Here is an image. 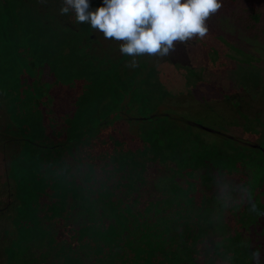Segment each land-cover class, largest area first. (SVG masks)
<instances>
[{
	"label": "rangeland",
	"instance_id": "1",
	"mask_svg": "<svg viewBox=\"0 0 264 264\" xmlns=\"http://www.w3.org/2000/svg\"><path fill=\"white\" fill-rule=\"evenodd\" d=\"M6 3L9 10L13 1L7 0ZM0 6L1 10L5 11L2 3ZM254 12L257 13V20L251 18ZM9 20L13 19L7 16L0 17V24H5L0 32V69L7 71L6 77L10 79L9 85L15 87L17 94L22 93L24 89L29 91L28 94H20V106H23L21 110L29 116L27 118L26 114L19 113V111L18 113L21 123L27 127V135L35 142L48 145L55 143L58 144L57 147H60L64 141L67 143L69 133L81 130L78 135L79 144L84 146L86 143H93L92 145H95L93 147L94 155H101L107 149L110 152H113L114 149L119 150V147H115L111 140L115 137V140L119 141V137H123V145L125 144L123 150L126 153L130 151L136 154V159L139 160L145 159L139 157L145 155L144 151L159 150L169 153L171 160L179 161L177 162L179 167H198L202 170L203 166L200 160L203 159V153L207 154V157H211L210 163L213 167H215L214 164L218 166L216 160L218 161L219 158L225 163L229 161L227 155L214 147L212 142H215L217 137L208 132H201L205 140L212 144L201 142L198 140L200 136L198 137L197 133L182 131L168 119L143 124L140 126L138 137L136 135L139 129L138 125L134 126L133 124L130 130V124L125 118L119 120L118 114L112 113L122 104L119 103V97L116 95L119 94V87L122 92L134 90L131 101L136 103L135 106L143 115L151 114L155 108L157 111L162 108L161 104L168 98H176L184 91L196 94L197 100L200 102L203 100L204 102H213L214 100L219 105L222 104L223 97L228 94L235 95L236 100L240 95L242 110L241 113L232 112L229 115L228 120L231 123L225 121L223 124H214L211 120L213 117L209 116L208 111L195 112L194 116L198 118V120L196 119L198 122L196 120L195 122L213 128H219L216 125H222L223 127L220 128L227 136H232L246 143H260V139L264 142V0H222L221 8L206 21L210 33L205 36L206 42L219 49L212 50L203 38L193 37L191 39L198 40L197 45L191 50V54L194 57L193 63L198 68L203 69L201 73H193V71L178 73L174 66L160 64L158 68H154L155 70L150 69L147 78L143 80L139 79L140 74L133 78L134 80L127 74L128 83L131 86L129 84L123 85L121 80L114 76L117 73L122 75L121 64H119L118 70L103 74L102 69L97 68L96 70L89 60L86 61L84 57L87 55V50L82 47L77 36L67 33H62L59 36L58 34L37 36L35 34H40L37 28L29 23L28 18L23 13L16 15L15 25H7L6 22ZM4 42L13 43L17 49L23 48L22 44L25 45L27 50L24 52L28 56L31 55L29 58H33L36 63L35 74L38 78L40 77V84H38L41 86L40 90L30 80L32 73L26 72L23 68V62L26 58L21 55V52L11 51L9 46L5 49ZM204 72H206L205 77L210 82L209 88L202 80ZM110 75L114 77L111 78ZM236 92L237 95L234 94ZM48 95L54 99L52 111L47 110L46 105H40L35 101L38 97L44 98ZM106 113H110L108 116L113 118L111 124L108 127L105 126L106 129L99 126L102 123L106 124V119L97 124L96 127L87 128L90 124L98 122L100 115L104 116ZM207 119L210 120L207 121ZM237 121L243 124H239ZM120 128L124 130L123 133ZM193 145L195 147H191ZM147 146L149 147L147 148ZM57 147L54 151L25 149L27 159L25 162L29 160L33 166L37 165V169L41 170L40 177L53 178L56 183H49L46 186L45 179L43 185L38 183L35 192L39 191L41 198L39 199L33 193L28 197L26 196L24 198L26 208L33 202H38V207L42 203L51 204V198L44 197L48 190L56 191V187L69 186L68 180H72L69 175L81 176L83 174L84 169H79L78 164L74 161H68L72 171L59 163L61 159L58 156L63 150H59ZM181 151L185 154L182 157L184 162H180ZM83 154L86 155L85 149ZM78 155L82 156L80 153ZM35 157L40 158L37 163ZM191 157L195 161L194 164H189L186 160V158ZM162 162L164 164L166 160ZM25 164H22L23 167ZM0 168L3 170L4 166ZM24 168L29 170L31 164ZM248 168L243 169L246 173L243 172L242 177H238L235 173L225 175L228 177L223 179L220 186L222 189L219 188V193L215 196L218 201L214 206L212 205L213 210L220 213L218 217L214 215V222L215 224L218 221L223 223L224 225L220 227L222 229L219 228L223 231H219V234L213 238L217 237L219 240L221 233L226 238L236 231L241 232V228L235 226L241 221L247 225L242 227V232L237 240L245 241L248 253L257 257L255 252L257 247L255 246L264 242V237H262V233L260 234L264 226V213L259 215L264 211V203L262 202L264 196L258 194V191L255 193L256 187L252 185H246L242 189L237 179L241 178L243 181L248 180V178L255 179L260 174L261 183H264V162L261 164V168L255 163ZM258 168H260V172L257 170ZM142 170L150 179H146V182H143L145 184L137 180L136 182L145 185L147 191L150 192L152 189L153 193L158 194L163 187L165 188L163 190H166L170 186L164 181H159L153 185V182L157 180L155 175L158 171L151 175L149 170ZM214 173H216L215 169ZM247 176L250 177L247 178ZM100 178L99 180H103V182L106 180L107 191H110L113 196L119 198L126 194L124 189L121 188L120 190L117 187V179L113 177L108 179L107 176ZM27 179H29V175ZM210 182H212L211 179ZM26 183H23L22 188L27 186ZM168 183L172 184V182ZM214 189L216 188L215 185L213 188V183H210L208 187L202 186L200 182H194L193 186L185 185V192L192 193L194 196L196 209L200 208L202 203L203 205L206 204L205 195L209 196L208 202L213 203L212 198L216 194ZM55 193L58 194L55 208L46 215L41 213L42 222L38 224L39 228L34 230L37 225L28 224L24 230V235L22 232L27 242L23 252L19 253L21 259L26 264H105L103 242L100 239H92L90 243L84 245L73 237L70 226L65 225L63 216H60L66 207L71 205V199L66 196L62 197L59 190ZM140 194L142 199L147 195L143 192ZM109 195L111 196V194ZM219 201L221 204L218 203ZM222 201L226 204L222 205ZM230 221L233 222L234 227L232 226V228L229 227ZM262 250H264V246H262ZM255 261L253 260V262ZM217 264H221V262ZM224 264H229V261Z\"/></svg>",
	"mask_w": 264,
	"mask_h": 264
},
{
	"label": "trees",
	"instance_id": "2",
	"mask_svg": "<svg viewBox=\"0 0 264 264\" xmlns=\"http://www.w3.org/2000/svg\"><path fill=\"white\" fill-rule=\"evenodd\" d=\"M256 15L257 13L254 12L251 18L257 20L258 16ZM119 120L122 119L119 118ZM100 128L106 129V127ZM121 132L123 133L124 130L121 129ZM80 133L71 135L78 139L77 142L73 141L75 145H63L58 148L63 150L59 153L58 158L61 159L59 163L62 166H67L71 171L68 161H74L78 164L79 169H84L83 174L81 176L69 175L72 177L71 181L67 179L70 182L69 186L63 180L67 187L60 186V188L56 187V191H52V189L47 191L45 196H49L52 201L45 207L49 211L54 210L55 201L58 199V194L55 192L58 190L62 197L70 198L71 205L66 207L62 215L60 214L61 217L63 216L64 224L70 226L73 237L84 245L90 243L92 239H100L105 251V264H217L220 262L224 264L228 261L229 264H264V250H262L264 242L255 246L258 256L254 257L253 254L248 253L245 241L237 240L242 232V227L247 224L240 221L235 226L240 227L241 232L236 231L226 238L221 233V239L213 238L219 234V231H223L219 228L224 224L218 221V224L221 223L218 225L214 222V215L218 217L220 213L213 210V206L218 201L215 196L219 193L223 179L228 177L225 175L235 173L238 177H242L243 172L246 173L243 171L244 168L249 169L248 167L254 162H257L255 163L257 166L263 164L258 158L254 159L253 155L242 150L231 149L232 146L229 147L228 141L222 140V144L212 143L214 147L229 157V161L225 163L218 157V161L215 159L218 166L214 164L215 167H213L210 163L211 157H207L208 155L203 153V159L200 160L203 166L202 170L198 167L186 168L179 167L177 165L179 161L171 160L169 153L159 150L144 151L145 155L139 157L145 159H136V154L130 151L126 153L123 150L125 146L123 137H119V141L115 140V137L111 140L115 147H119V150L114 149L113 152H110L107 149L101 155H94L93 147L95 145H92L93 143H86L84 146L79 144L78 135ZM131 135L133 136V134ZM197 136L199 137V135ZM198 140L207 142L201 137ZM80 143L82 144V142ZM191 147H195V145ZM40 148V150H46ZM84 149L86 155L83 154ZM88 151L90 153L87 154ZM184 155V152L181 151L180 162H184L182 158ZM163 160H166L167 164H163ZM186 160L189 164L195 163L192 157L186 158ZM142 169L149 170L151 175L158 171L155 175L157 180L153 182V185L164 181L170 185L168 189L163 190L165 189L163 187L162 191L156 194L152 192V189L150 192L147 191L145 185L137 184L136 180L143 183L146 182V179H150ZM214 169L216 173H214ZM258 171L260 172V170ZM258 175L255 179L247 176L248 180L245 181L241 178H239L240 181L237 179L239 186L242 189L246 185L255 186V193L258 191V194L264 196V185L261 183L260 174ZM106 176L108 179L112 177L117 179V187L120 190L124 189L126 194L117 198L107 191L106 180L104 182L99 180L100 177ZM150 182L152 183V180ZM168 182H172V184ZM194 182H200L202 186L206 187L210 183H213V188L215 185L214 192L216 194L213 195L212 204L211 201L208 202L209 196L203 194L207 198L206 204L202 203L200 208H195L193 194L185 192V185L193 186ZM49 183L56 184L53 178L47 177L46 186ZM141 192L147 194L143 199ZM51 193L52 195H50ZM130 196L132 198H129ZM262 202L264 203V197ZM218 203L221 204V201ZM223 204L226 202L222 201ZM262 213L264 211L259 215ZM232 226L233 222L230 221L229 227L232 228ZM260 234L264 237V226ZM253 260L256 261L253 262Z\"/></svg>",
	"mask_w": 264,
	"mask_h": 264
},
{
	"label": "flooded vegetation",
	"instance_id": "3",
	"mask_svg": "<svg viewBox=\"0 0 264 264\" xmlns=\"http://www.w3.org/2000/svg\"><path fill=\"white\" fill-rule=\"evenodd\" d=\"M6 1L7 0H0V4L2 3L5 8V11H2L0 6V17L7 16L13 19L6 22L7 25H15L16 22L14 19L16 15L18 13H23L24 16L28 18L29 23L37 28V31L40 33L35 34L37 36H43V34H58L59 36L62 33L77 36L78 41L82 43V47H85L87 50V55L84 58L86 61L89 60L96 70L100 68L103 74H107L116 69L118 70L119 64H121L123 68L122 75L117 73L114 74V76H117L123 85L129 84L127 74L132 79L140 74L139 79L141 78L143 80L147 78L150 69H156L160 64L172 65L178 73H188L189 71L201 73V71H203L202 68H198L193 63L194 57L191 54V50L197 45L198 40L190 39L186 42L175 41L174 48L167 56L163 57L158 54H143L136 57L127 56L120 52L119 41L111 38L104 39L100 33L93 30L86 23H77L74 13L61 14L60 8L62 6V0H12L13 4L9 7V10L6 7ZM100 3L101 0H93L92 7H98ZM4 26V23L0 24V32L3 30ZM209 33L210 32H207L205 36L209 35ZM205 36L202 37L204 40ZM218 41L217 39V42ZM206 43L212 50L219 49L208 42ZM22 45L23 48L17 49L13 43L4 42L5 49L9 46L11 51L14 50L15 53L21 52V55L26 58L23 62V68L26 72L29 71L32 73L30 80L33 82L34 86L37 87L38 84H40V77L38 78L35 74L37 67L36 63L33 58H29L31 55L28 56V54L24 52L27 49L24 44ZM206 70L208 71V69ZM205 74L206 72H204L202 80L206 83L207 88H209L210 82L209 79L205 77ZM6 76L7 71L0 69V167L4 166L3 170L0 168V264H26L19 256V253L23 252L24 245L27 242V239H24L23 236L24 230L28 224H36L37 226L34 227V230H37L39 228L38 224L42 222L41 213L46 215L49 210L45 207L48 203H42L41 206L39 205L40 209L37 205L38 202H33L27 208L25 207L24 198L33 193L40 199L41 195H39V191L35 192V187L38 183L41 185L44 179L47 181V178L40 177L39 173H41V170L37 169V165L33 166L29 160L25 162L27 160L25 157V149L34 148L38 150L42 147L46 150H54L58 144L53 143L48 145L35 142L27 135V127L25 124L21 123L19 113H24L21 110L23 106H20V94H28L29 91L24 89L22 93L17 94L15 87H10V79ZM114 76L110 75L111 78ZM40 88L41 86H38V90H40ZM134 89L136 88L134 87ZM133 93L134 90L122 92L119 87V94L116 95L119 97V103L122 104H120L118 109L113 110L112 113L115 112L121 119L125 117L130 119L134 118L133 120L135 121L133 124L134 126L138 125L139 130L140 126L145 123H151L160 119H168L174 122L178 128H181L182 131L195 132L203 140H205V138L202 136L201 132H208L217 137L214 141L218 144H222V140H226L228 141L229 147L232 146L230 147L231 149L250 153L253 155L254 159L258 158L259 161L264 162V142L261 139L260 143H246L232 136H227L222 128H220L223 127L222 125H216L219 128L209 127L205 124L202 125L197 123L198 118L194 116L195 112L208 111V113H210L209 116L213 117L211 120L214 124H223L225 121H229V115L232 112L241 113L242 106L240 103L242 102V98H240V95L238 96V100H236L235 95L232 96V94H228L223 97L222 104L219 105L215 103L214 100L213 102H204V100L200 102V100H197L198 96L196 94H190L184 91L176 98H168L167 101L161 104L162 111L159 116L151 117L152 113H155L157 108L153 109L151 114H140L138 108L135 106L136 103L131 101ZM234 94L237 95V92ZM35 101L40 105H46L47 110L52 111L54 99L51 95L44 98L38 97ZM109 114L106 113L104 116L100 115L98 122L90 124L87 128H91V126L96 127L97 124L105 119L107 120L106 124L102 123L99 124V126L108 127L113 119L108 116ZM28 116L29 114H26L27 118ZM33 117L36 118L35 116ZM135 118H137V120ZM195 120L197 122H195ZM209 120L210 119H207V121ZM237 122L239 123V121ZM194 123L215 130L217 135L207 129L197 127ZM229 123H231V121H229ZM79 132L69 133L67 143L64 141L60 146L75 145L73 141L77 142L78 139L71 135ZM38 160H40L39 157H35L36 163ZM24 163H26L25 166H30L31 164V168L29 170L24 168L25 166L23 167L22 165ZM260 168H258V170H260ZM28 175L29 179H27ZM24 182H27V186L22 188ZM35 233L37 234V231H35Z\"/></svg>",
	"mask_w": 264,
	"mask_h": 264
},
{
	"label": "clouds",
	"instance_id": "4",
	"mask_svg": "<svg viewBox=\"0 0 264 264\" xmlns=\"http://www.w3.org/2000/svg\"><path fill=\"white\" fill-rule=\"evenodd\" d=\"M62 0L61 14L74 13L77 23H86L104 39L120 42L127 56H167L174 42L204 37L207 19L222 6V0Z\"/></svg>",
	"mask_w": 264,
	"mask_h": 264
},
{
	"label": "water",
	"instance_id": "5",
	"mask_svg": "<svg viewBox=\"0 0 264 264\" xmlns=\"http://www.w3.org/2000/svg\"><path fill=\"white\" fill-rule=\"evenodd\" d=\"M161 108L160 109H158L155 113H153V115L151 116V117H155V116H159V114L161 113ZM125 119L127 120V121H130L131 123H130V130H131V128L133 127V122L135 121V120H133V119H130V118H127V117H125ZM136 120H137V118H135ZM194 125H196L197 127H200L201 129H207V130H209V131H211L213 134H216L217 135V133L215 132V130H213V129H210V128H206V127H203V126H201V125H197V124H195L194 123ZM137 129H138V127H136ZM136 132V131H135ZM136 134V133H135ZM136 135H139V133H137Z\"/></svg>",
	"mask_w": 264,
	"mask_h": 264
}]
</instances>
